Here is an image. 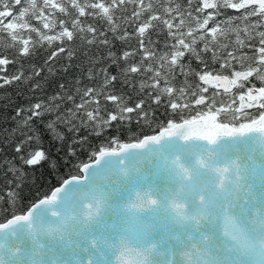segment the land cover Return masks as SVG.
Segmentation results:
<instances>
[{
	"label": "snow or ice",
	"instance_id": "snow-or-ice-1",
	"mask_svg": "<svg viewBox=\"0 0 264 264\" xmlns=\"http://www.w3.org/2000/svg\"><path fill=\"white\" fill-rule=\"evenodd\" d=\"M0 105V264H264V0H0Z\"/></svg>",
	"mask_w": 264,
	"mask_h": 264
},
{
	"label": "trees",
	"instance_id": "trees-1",
	"mask_svg": "<svg viewBox=\"0 0 264 264\" xmlns=\"http://www.w3.org/2000/svg\"><path fill=\"white\" fill-rule=\"evenodd\" d=\"M0 107H4L3 105H0ZM4 115L5 116H7L8 115V113L6 112V113H4ZM66 175L68 174V172H69V170L68 169H63L62 170ZM59 179V178H58ZM54 182V181H53Z\"/></svg>",
	"mask_w": 264,
	"mask_h": 264
}]
</instances>
